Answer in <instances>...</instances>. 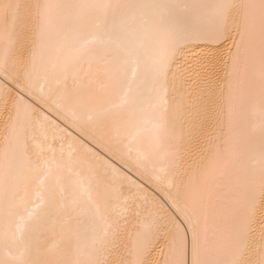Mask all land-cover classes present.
Listing matches in <instances>:
<instances>
[{"label":"snow or ice","instance_id":"1","mask_svg":"<svg viewBox=\"0 0 264 264\" xmlns=\"http://www.w3.org/2000/svg\"><path fill=\"white\" fill-rule=\"evenodd\" d=\"M0 264H264V0H0Z\"/></svg>","mask_w":264,"mask_h":264}]
</instances>
